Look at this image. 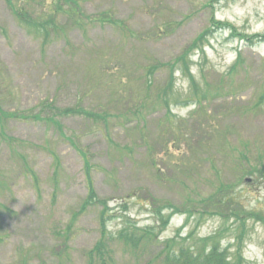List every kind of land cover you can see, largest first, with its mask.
Returning <instances> with one entry per match:
<instances>
[{
  "label": "rangeland",
  "instance_id": "374dc122",
  "mask_svg": "<svg viewBox=\"0 0 264 264\" xmlns=\"http://www.w3.org/2000/svg\"><path fill=\"white\" fill-rule=\"evenodd\" d=\"M77 1L98 20L0 0V264H86L102 235L109 264L210 236L264 264V0Z\"/></svg>",
  "mask_w": 264,
  "mask_h": 264
},
{
  "label": "trees",
  "instance_id": "16d2710c",
  "mask_svg": "<svg viewBox=\"0 0 264 264\" xmlns=\"http://www.w3.org/2000/svg\"><path fill=\"white\" fill-rule=\"evenodd\" d=\"M63 0H60L57 10L58 12H65L68 13L69 11L67 9L64 8V5H60V3ZM67 3H71L73 9H74V13L73 15H75V21L79 24V25H87V24H93L94 20H98V16H93V19L91 17H89V21L88 22H83L87 19L86 15H88L85 11L84 8H82L80 6V4L78 3L77 0H65ZM213 18H215L216 20H218L215 16H213ZM110 21V20H109ZM218 22H220V20H218ZM232 24H230L231 26ZM232 27V26H231ZM259 36V35H256ZM194 100L198 103H200L196 98H194ZM197 103V104H198ZM1 106V105H0ZM81 107V105H78ZM201 106V103H200ZM3 108V107H2ZM0 108V113H2V109ZM65 113L67 114H75V113H82L84 114V117H88L90 120H93V118H97L99 117L97 113H90V112H86L84 110H77V109H73L71 108H67L65 110ZM62 113H60L61 115ZM60 122H55V126L57 127V125ZM61 133L62 129L61 127H57ZM178 139H180L179 135V131L174 134ZM185 135V134H184ZM78 149V148H77ZM78 151L80 152L82 158L85 161V175H86V182L88 185V192H89V202H93L94 199H97V194L95 192L94 189V184H93V176H92V168L89 164V160L85 154V152L81 149ZM155 156V154H154ZM157 160L158 157L155 159V163L157 164ZM159 165V164H158ZM104 204H106V201L103 202ZM223 204H225V200H222V203L218 206L217 208L220 209V207H223ZM105 212L102 213L101 216L104 215ZM160 216V215H159ZM103 218V217H102ZM162 219L163 216H160V219L157 220V223L159 225L162 224ZM105 223L103 224V234L105 233ZM119 233H114L115 236H118L120 239H125L130 246L137 248L140 243L144 242V240L147 239H151V240H159V235H153V233H148V227H145L144 229H140L143 230L142 233L137 234V232H130V228L129 225L124 222V225L121 227V229H119ZM213 239H215L214 237L208 238V240H205L204 238H201L200 241L202 243L205 242H210V245L204 248L203 251L198 252L194 249V247H189L188 249L185 246H180V247H169V244H172V240L173 238H169L166 239L164 241H159V244H164L166 246V248H168L167 250H163V254H166L167 260L166 263L167 264H233L231 261H229V254L226 248L222 249L217 243H213ZM137 245V246H135ZM200 246H198L199 249ZM107 248H105V235L101 236V239L94 245L93 248L89 249L86 253H83V257L86 259H88V261H86V264H109L110 257L107 254ZM234 264H243V257L242 255L239 253L235 256V263Z\"/></svg>",
  "mask_w": 264,
  "mask_h": 264
}]
</instances>
